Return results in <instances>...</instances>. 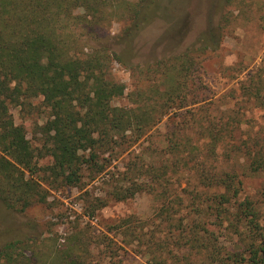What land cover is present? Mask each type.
Wrapping results in <instances>:
<instances>
[{"label":"trees","instance_id":"16d2710c","mask_svg":"<svg viewBox=\"0 0 264 264\" xmlns=\"http://www.w3.org/2000/svg\"><path fill=\"white\" fill-rule=\"evenodd\" d=\"M234 2L219 0L218 6L224 10ZM121 6L131 21L123 47L91 44L105 36ZM167 9L164 0H0V200L22 211L47 202L51 189L83 186L85 177L104 173L111 188L85 197V216L96 217L110 198L150 193L157 217L169 226L166 239L148 241L147 252L157 263L264 264V206L242 195V176L264 178V127L244 126L240 100L227 113L213 115L207 88L201 85L200 97L193 79L200 55L216 50L218 40L202 33L180 53L143 67L134 61L133 39ZM221 17L230 23L229 14ZM113 61L133 72V105L116 103L127 86L113 77ZM262 82L261 75L242 89L264 107ZM37 98L50 109L43 155L53 162L44 166L12 112ZM178 110L190 117L133 156L118 178L122 186L114 184L112 160L105 155L134 146ZM129 222L122 219L108 231L123 233L127 245L134 235L142 242ZM89 223L77 220V229L56 240L54 250L47 244L28 254L35 237L11 239L0 249V264H102L107 256L111 264H125L121 244L92 233Z\"/></svg>","mask_w":264,"mask_h":264},{"label":"rangeland","instance_id":"374dc122","mask_svg":"<svg viewBox=\"0 0 264 264\" xmlns=\"http://www.w3.org/2000/svg\"><path fill=\"white\" fill-rule=\"evenodd\" d=\"M164 2L168 5L166 14L156 17L133 39L132 48L137 54L134 61L143 67L147 61L184 51L187 46L197 42L202 33H208L210 38L218 40L216 43H219V46L216 50L201 54L199 57L200 64L193 74V79L195 86L200 87L198 89L200 97L202 85L207 88L203 92L208 95V104L213 115L227 113V110L240 100V109L246 121L244 126L250 125L256 129L264 127V107L257 99L248 98L242 89L259 76L264 77V0H235L234 4L225 7L224 10L218 6L219 0H164ZM122 8L119 7L116 15L113 16L105 36L101 39H91V44L106 43L114 46V49L120 48V45L123 47L125 28L131 21L130 15H127ZM227 13L231 20L230 23L225 24L221 16L228 15ZM220 25H224L222 30ZM112 66L113 77L127 86L125 96L116 103L133 105L134 97L131 92L135 87L137 88V82L136 86L133 84V72L116 61H113ZM136 75V78L140 77L139 73ZM141 85L143 86V83H140ZM195 90L197 89L194 88V93L198 94ZM178 111L165 116L134 146L126 145L113 155L109 153L105 155L108 160H112L109 169L115 173L114 184L118 183L120 173L127 168L133 156L141 154L146 146L160 143L164 134L190 117V113L186 110ZM12 112L16 123L24 127L37 154L38 164L44 166L52 163L51 156L43 155L46 151L47 138L44 127L50 119V109L44 104L43 99L33 100V106L13 107ZM237 169L242 173L241 166ZM37 176L38 174L35 178ZM242 177L243 197L249 196L264 206V178L261 175ZM108 179V175L101 173L95 179L85 177L83 186H59L50 190L47 202L34 203L22 211L9 208L0 200V249L11 239L35 237L36 244L33 241L27 244L28 254L41 247L46 249L47 244L51 250H54L55 244L61 242V236L64 237L71 230L77 229H74V226L78 220L82 224L90 222L89 224L93 225L92 233H104L116 239L121 244L118 251L125 264H159L155 259L152 260L151 254L147 252L148 241L152 237L156 240L166 239L169 235V226L157 217V203L150 193L141 191L122 200L110 198L106 206L97 210L96 217L85 216L88 207L85 197L92 193L97 197L107 193L111 188ZM118 185L122 186L119 183ZM128 218L131 229H135L136 235L140 234L144 238L142 242L134 235L131 238L134 243L127 245L123 241L125 237L123 233L117 230L108 231L110 225ZM168 243L172 248L171 242ZM180 255H183L182 252ZM110 260L111 257L107 256L102 264H111ZM168 263H171L170 259ZM160 264L167 263L165 261Z\"/></svg>","mask_w":264,"mask_h":264}]
</instances>
